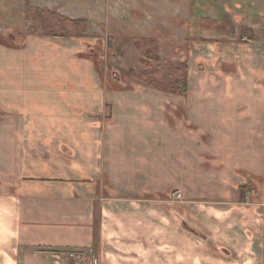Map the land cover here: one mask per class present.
<instances>
[{"label": "crops", "instance_id": "0c3cea01", "mask_svg": "<svg viewBox=\"0 0 264 264\" xmlns=\"http://www.w3.org/2000/svg\"><path fill=\"white\" fill-rule=\"evenodd\" d=\"M27 1L0 0V264H264V0H29L67 36ZM145 38L187 94L113 70Z\"/></svg>", "mask_w": 264, "mask_h": 264}, {"label": "trees", "instance_id": "16d2710c", "mask_svg": "<svg viewBox=\"0 0 264 264\" xmlns=\"http://www.w3.org/2000/svg\"><path fill=\"white\" fill-rule=\"evenodd\" d=\"M26 18H33L36 13L38 20L45 28L46 35L50 36H67L70 33L65 27V23H72L76 26H81L86 29L88 22L86 19H70L56 11L47 8H35L29 5L27 1ZM29 33L36 32L29 28ZM161 41L158 38H145L141 40V52L144 56L160 59ZM145 66L143 69H132L130 75L139 80L147 87L168 91L176 94L185 95L189 90L188 84V61L187 60H168L159 65L157 68L152 67L148 62L142 60ZM247 188L242 187V195L245 194Z\"/></svg>", "mask_w": 264, "mask_h": 264}, {"label": "rangeland", "instance_id": "374dc122", "mask_svg": "<svg viewBox=\"0 0 264 264\" xmlns=\"http://www.w3.org/2000/svg\"><path fill=\"white\" fill-rule=\"evenodd\" d=\"M65 27H67L68 32H78V33H82L84 32L86 29L82 28L81 26H76L72 23H65ZM26 29L29 30V28H32V30H34L36 33L40 32V33H44L46 32L45 28L43 27L42 23L38 20L36 13L33 14V18L27 19V24H26ZM121 42L118 41V44L116 45V43H113L112 46H110V50L109 52H107V58L110 61H113L115 66L113 67L114 71H118L120 73V75H124L125 73L121 70V68H124L127 70H132V69H143L145 66L142 64V60H145L146 62H148L152 67L157 68L159 65L165 63L166 60L165 58L162 57V53L160 51V59L156 60L153 58H149L146 57L141 53H138L136 51L130 52V54H125L127 56H125L124 54L120 53L121 52ZM161 47V46H160ZM104 63V61H103ZM129 68V69H128ZM126 70V71H127ZM129 70V71H130ZM110 69L107 70V72H109ZM129 71L127 72L128 75H130ZM137 80V79H136ZM139 81V80H138ZM140 82V81H139ZM141 84H143L142 82H140ZM144 86H146L145 84H143ZM177 189H172V191H175ZM181 191V190H179ZM183 193V190H182ZM184 200V197L182 198V200H174L175 203L181 204L183 203L182 201Z\"/></svg>", "mask_w": 264, "mask_h": 264}, {"label": "built area", "instance_id": "2783aa9c", "mask_svg": "<svg viewBox=\"0 0 264 264\" xmlns=\"http://www.w3.org/2000/svg\"><path fill=\"white\" fill-rule=\"evenodd\" d=\"M173 197H174V199H176V200H182V198H183V194H182L181 191L178 190V191H176V192L173 194ZM92 264H99L98 259H94L93 262H92Z\"/></svg>", "mask_w": 264, "mask_h": 264}]
</instances>
